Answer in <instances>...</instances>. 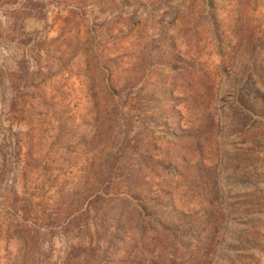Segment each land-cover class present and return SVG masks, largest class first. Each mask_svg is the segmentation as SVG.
Here are the masks:
<instances>
[{
    "label": "rangeland",
    "instance_id": "374dc122",
    "mask_svg": "<svg viewBox=\"0 0 264 264\" xmlns=\"http://www.w3.org/2000/svg\"><path fill=\"white\" fill-rule=\"evenodd\" d=\"M0 264H264V0H0Z\"/></svg>",
    "mask_w": 264,
    "mask_h": 264
}]
</instances>
